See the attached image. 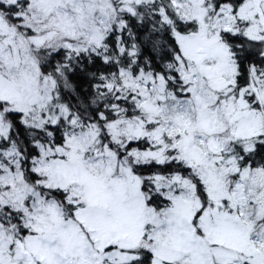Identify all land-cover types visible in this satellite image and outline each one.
I'll list each match as a JSON object with an SVG mask.
<instances>
[{
    "label": "snow or ice",
    "instance_id": "obj_1",
    "mask_svg": "<svg viewBox=\"0 0 264 264\" xmlns=\"http://www.w3.org/2000/svg\"><path fill=\"white\" fill-rule=\"evenodd\" d=\"M0 264H264V0H0Z\"/></svg>",
    "mask_w": 264,
    "mask_h": 264
}]
</instances>
